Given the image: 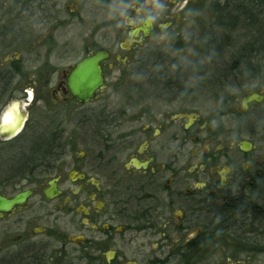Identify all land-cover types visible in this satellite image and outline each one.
Returning <instances> with one entry per match:
<instances>
[{"label": "flooded vegetation", "instance_id": "obj_1", "mask_svg": "<svg viewBox=\"0 0 264 264\" xmlns=\"http://www.w3.org/2000/svg\"><path fill=\"white\" fill-rule=\"evenodd\" d=\"M161 1L150 4L145 1V6ZM193 1L174 0L165 13L179 8L180 15L187 18L186 12L195 4ZM147 10H134V18H141L136 24L130 19L126 30L122 29L125 36L120 51L130 54L142 48L157 30L170 32L176 22L165 15L158 24ZM149 18V37L144 39L140 32L138 37L132 38L131 33ZM98 51L110 54V58L100 64L105 87L97 92L94 100L81 104L71 96L67 79L81 60ZM113 55L112 50L103 48L90 50L63 70L55 69L50 62H38L33 81L22 75L26 62L18 56L13 62L0 65V145L11 155L8 157L10 168L5 170V177H0V197L11 200L26 191L32 192L24 205L0 212V264H195V230H215L210 224L219 215V209L252 185L253 175L262 169L264 145L255 158L249 159L248 171L246 163L241 168L244 161L241 157L256 151L252 142L242 141L239 151L233 147L213 149L214 135L206 127H198L195 81L189 84L193 88H183L181 82L175 81L173 69H163L160 63L151 73L145 69L133 73L145 82L133 84L134 87L124 92L130 97L121 101L129 105L117 110L113 120L119 142L112 159L108 161L101 151L90 154L92 156L81 151L74 145L78 143L77 137L60 130L58 113L61 108L78 106V116L90 111L92 103L102 101L100 97L107 89L108 75L116 70L110 64ZM116 59L123 63L120 56ZM192 70L195 72V67ZM19 77L27 80V84L18 90L14 86ZM118 77V80L123 77L121 70ZM44 85L48 88L46 95ZM187 90L192 91L191 99L184 97ZM244 96L235 105H240ZM184 103H190L191 108L174 111L144 108L153 104L177 107ZM10 107L17 108L16 112L2 120ZM138 107L141 108L136 110ZM101 110L105 111L104 106ZM135 111L137 115L132 114ZM238 112L245 113L239 107ZM91 114L98 115L97 112ZM9 117L13 119L6 124L4 120ZM45 119L53 123L43 129ZM96 120L91 119L87 129L93 134L92 138L103 145V141L109 142L108 136L101 130L102 119L96 117ZM2 124L7 129H3ZM56 127L59 130H53ZM3 133L15 135L2 139ZM201 135H205L204 140ZM42 136L49 139L46 141L43 137V141ZM64 137H68L69 142L63 146ZM243 142L251 146L249 151L243 150ZM262 142L264 144V139ZM28 161L32 163L25 164ZM52 187L60 194L48 198L45 191ZM63 217L68 218L72 230L61 228ZM125 230L143 231L150 237L164 235L165 241L168 230L181 234L193 230V234L184 245L176 246L172 242L167 253L161 241V249L153 256L139 251L140 259L126 261L119 251Z\"/></svg>", "mask_w": 264, "mask_h": 264}, {"label": "rangeland", "instance_id": "obj_2", "mask_svg": "<svg viewBox=\"0 0 264 264\" xmlns=\"http://www.w3.org/2000/svg\"><path fill=\"white\" fill-rule=\"evenodd\" d=\"M145 1L148 0H0V65L13 62L20 57V60L26 62L22 75L33 81L36 78L35 68L39 66L38 62L43 64L50 62L55 69L63 70L73 66L90 50L97 48L112 50L114 55L110 64L114 65L116 70L108 75L107 89L100 97L102 101L92 103L90 111L78 116H76L80 112L78 106L61 108L58 113L61 115L60 130L77 137L78 143L74 145L83 152L87 151L89 156L101 151L106 154L109 161L113 153L117 151L116 144L119 142L112 126L117 115L116 111L122 110L125 105L127 108L129 105L121 101L123 98L130 97L124 92L134 87L133 84L145 82V79L135 77L133 73L137 69H145L146 72L151 73L160 66V63L163 69L167 67V69H173L175 81L181 82L183 88H193L189 84L195 81V113L199 116L198 127L200 129L206 127L214 135L216 141L214 150L220 148L228 150L233 147L235 151H239L240 143L245 140L256 146L255 152L252 151L248 156L241 157L244 159L241 168L243 169L246 163L248 171L249 159L255 158L264 145L262 142L264 102L252 104L242 115L238 112L240 105L235 104L239 98L248 93L264 94V70L261 72V69H258L259 63L253 60L254 68L245 63L247 71L242 69L241 73L239 70L229 73L223 68L236 60L233 59L231 51H227L226 55L217 60L219 69L213 68L208 75H201L202 71L196 68L195 64L200 58L199 51L203 42L222 36V32L214 27L215 18L212 10V6L219 0H194L195 4L186 12L187 18L180 15L179 8L165 13L169 3L174 0H163L149 7L145 6ZM140 8L145 10L148 8L147 12L153 14L158 24L162 23L165 15H168L169 19H175L176 22H173L170 32L157 30L142 48L126 54L119 49L125 36L121 31L126 30L130 19H133L135 24L138 23L141 17L134 18V10ZM238 33H242L241 28L238 29ZM229 35L237 36L234 33ZM241 38L238 41L235 38L233 41H236L239 46L241 41L242 44H246L250 37L242 40ZM261 42L263 47L264 41ZM117 56H120L123 63L116 59ZM139 62L143 63L139 65ZM155 63L158 64L155 65ZM145 64L148 66L146 67ZM260 65L264 68V62H260ZM193 67L195 72L192 70ZM119 70L123 73V77L118 80ZM115 82L117 85L112 86L111 84ZM15 84L14 87L19 90L23 84H27V80L19 77ZM44 88L46 95L48 88L46 85ZM192 91L188 93L187 90L184 97L191 99L189 95ZM138 98L147 97L139 96ZM102 106L105 111L101 110ZM144 108L155 111H174L178 108L189 109L191 104L184 103L177 107L153 104ZM8 110L9 108L5 112ZM93 112H97L98 115L94 114V116L91 114ZM132 114L138 113L135 111ZM96 117L102 119L101 130L108 136L109 142L103 141V145L98 139H93V134L87 129L88 126L90 128V120L95 121ZM52 123L45 119L42 122L43 129ZM79 124L86 127L80 128ZM53 130L59 129L56 127ZM81 133H83L82 137L79 138ZM203 136L205 135H201L202 140H204ZM43 137L46 141L49 139V136H42L43 141H45ZM68 142V137L62 139L63 146ZM57 145L61 144L58 142ZM10 156V152L3 151L0 145V177L2 178L6 175L5 170L10 168L8 161ZM261 190L264 191L263 186ZM200 210L203 211L202 208ZM67 220V217H63L60 226L63 230H72ZM200 231L195 230V239L200 235ZM68 234L74 233L68 232ZM192 234L193 230H187L182 234L176 233L175 230H168L166 234L168 239L165 241L164 235L156 234L150 237L143 231L125 230L120 238V255H123L126 261L140 259L137 255L139 251L151 253L153 256L161 249V241L165 245L164 252L167 253L172 242L176 246L184 245L190 240ZM195 264H264V241L263 239L259 241L257 247L253 249L251 247L246 249L245 245L223 237L210 240L195 254Z\"/></svg>", "mask_w": 264, "mask_h": 264}, {"label": "trees", "instance_id": "obj_3", "mask_svg": "<svg viewBox=\"0 0 264 264\" xmlns=\"http://www.w3.org/2000/svg\"><path fill=\"white\" fill-rule=\"evenodd\" d=\"M212 10L214 27L222 32V36L207 39L200 47V58L195 64L202 71L200 74L208 75L213 68L219 69L217 60L226 55L227 51H231L236 60L226 64L224 70L229 73L239 70L241 73L246 68L245 63L254 68L253 60H256L259 63L258 69L262 72L264 68L260 62H264V46L261 47V41H264V0H219L212 6ZM240 28L241 34L238 33ZM231 33L238 37L229 35ZM240 37L241 40L250 38L246 44H242L240 40L241 44L238 46L236 41ZM235 38L237 40L234 42ZM31 163L28 161L25 164ZM252 182V185L246 186L242 193H237L219 209V215L210 224L215 230H201L195 239V254L208 241L222 237L245 245L246 249H253L259 241H264V191L261 190V186L264 187V165L260 172L253 175Z\"/></svg>", "mask_w": 264, "mask_h": 264}, {"label": "water", "instance_id": "obj_4", "mask_svg": "<svg viewBox=\"0 0 264 264\" xmlns=\"http://www.w3.org/2000/svg\"><path fill=\"white\" fill-rule=\"evenodd\" d=\"M159 0H148L147 3L158 2ZM142 32L144 39L148 38L151 32L150 18L140 28L131 33V37H138ZM110 54L105 51H98L90 57L81 60L70 72L67 84L71 96L81 104H88L96 98L98 91H102L105 87L104 75L100 64L107 61ZM264 102V94L249 93L241 99L240 111L242 113L249 109L251 104H261ZM15 134H1L2 139H11ZM251 146L243 142L242 148L244 151H249ZM31 191H26L23 194L16 196L11 200H5L0 197V212H7L13 207L24 205L27 199L31 196ZM48 198L58 196L60 192L55 188L45 191Z\"/></svg>", "mask_w": 264, "mask_h": 264}, {"label": "bare ground", "instance_id": "obj_5", "mask_svg": "<svg viewBox=\"0 0 264 264\" xmlns=\"http://www.w3.org/2000/svg\"><path fill=\"white\" fill-rule=\"evenodd\" d=\"M15 107V106H14ZM17 109V108H16ZM16 109H14L13 110V107L11 108H9V110L7 111V112H5V115L2 117V120H3V118L5 117V116H7V114H9V113H12V112H16ZM18 110H19V112H20V108H18ZM10 119H8V118H6L4 121L6 122V124H8V122L10 121V120H12L13 118L12 117H9ZM2 126H3V124H2ZM3 129H7V126H3Z\"/></svg>", "mask_w": 264, "mask_h": 264}]
</instances>
